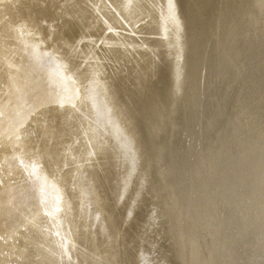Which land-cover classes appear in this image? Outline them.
Listing matches in <instances>:
<instances>
[{
  "label": "bare ground",
  "instance_id": "6f19581e",
  "mask_svg": "<svg viewBox=\"0 0 264 264\" xmlns=\"http://www.w3.org/2000/svg\"><path fill=\"white\" fill-rule=\"evenodd\" d=\"M0 264H264V0H0Z\"/></svg>",
  "mask_w": 264,
  "mask_h": 264
},
{
  "label": "water",
  "instance_id": "95a60500",
  "mask_svg": "<svg viewBox=\"0 0 264 264\" xmlns=\"http://www.w3.org/2000/svg\"><path fill=\"white\" fill-rule=\"evenodd\" d=\"M93 91V93L92 94H95V90H92Z\"/></svg>",
  "mask_w": 264,
  "mask_h": 264
}]
</instances>
